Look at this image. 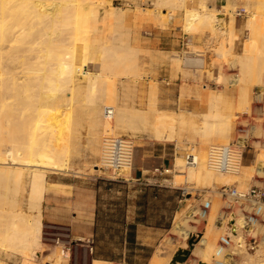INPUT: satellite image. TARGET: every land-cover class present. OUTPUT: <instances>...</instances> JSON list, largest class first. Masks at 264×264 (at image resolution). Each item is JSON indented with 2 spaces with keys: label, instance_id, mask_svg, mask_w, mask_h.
I'll use <instances>...</instances> for the list:
<instances>
[{
  "label": "bare ground",
  "instance_id": "obj_1",
  "mask_svg": "<svg viewBox=\"0 0 264 264\" xmlns=\"http://www.w3.org/2000/svg\"><path fill=\"white\" fill-rule=\"evenodd\" d=\"M145 1L131 0L133 7L128 4L120 8L113 6V0H0V264H9V261L65 264L58 253L54 255L55 260L51 257L44 261L41 255V204L47 189V174H85L82 170L73 171L70 163L79 154L82 131L89 136L85 148L90 156L102 158L104 137L121 133L136 135L140 130L139 120L145 121L147 109L131 111L130 120L124 122L125 115L117 107L121 82L145 78L138 65L139 45L131 41L139 32L135 25L138 27L146 10ZM193 1L195 5L190 8L185 6L187 0H152L153 17L164 27L176 10L185 6L182 29L187 35L207 38V48L203 49L211 52L209 73L216 57L222 63L240 65L235 79L221 73L211 74L219 85L238 87L234 91L238 102L244 105L236 104V109L248 114L250 101L260 99L264 93V0H215L219 7L214 10L207 5L209 0ZM163 8L167 9L164 15ZM239 15L245 18L243 28H247L248 37L244 52L238 58L232 49L239 37L240 27L237 29L235 25ZM174 58V66L179 69L181 60L178 55ZM258 79L260 85L253 86ZM149 83L147 100L156 102V82ZM253 87L255 93H252ZM234 91L224 87L211 93L209 110L200 117L199 124L195 123L194 115L186 117L181 113L169 119L190 126L197 136L200 146L191 149L193 161L177 157L175 162L182 170L187 168V178L197 184L231 187L234 181L264 168V152L260 150L255 151L247 175L240 169L235 174L217 172L208 165L206 147L231 141L235 115L229 110L234 109L230 103ZM122 93V102H128V92ZM146 122L151 125L155 138L164 139L165 127L170 123L165 116L156 114L154 122ZM237 142L245 145L241 137ZM100 158L90 167L92 171H103ZM130 169L115 173L124 174ZM24 190L29 194L31 210L28 213L19 208L18 197ZM242 217L241 220H246ZM217 227L221 223L214 220L204 236L191 235L198 238L195 252L205 260L220 259L223 252L217 245L218 234L222 232H217ZM228 229L229 239L230 226ZM157 255L153 264L162 261ZM259 264L264 262L261 260Z\"/></svg>",
  "mask_w": 264,
  "mask_h": 264
},
{
  "label": "crops",
  "instance_id": "obj_2",
  "mask_svg": "<svg viewBox=\"0 0 264 264\" xmlns=\"http://www.w3.org/2000/svg\"><path fill=\"white\" fill-rule=\"evenodd\" d=\"M209 1L208 7L211 6ZM194 5L193 0H188L186 6L191 8ZM164 9L163 15L164 11L167 12ZM184 10L182 8L180 12H176L164 27L153 14L147 17L142 15L139 23L137 22L138 27L135 25L136 30H139L136 33L139 34L138 38L134 34L131 41H135V45H139L138 48L141 49L138 65L145 78L138 79L137 82L120 81L124 90L130 89L133 92L129 102H117L119 112L125 115L123 121L130 120V112L139 109H147L145 115L150 123L155 121L156 114L163 115L166 121H170L165 127L164 139L155 138L151 127L149 135L152 139L144 136L138 139L130 170L116 177L104 171V174L92 176L90 167L100 156H90L85 148L89 136L84 130L78 144L81 146L78 147L79 154L72 157L70 163L73 171L82 170L85 174L49 173L46 176L47 189L41 204L42 228L66 229L74 237H93L95 249L90 264H152L157 254L162 259L161 262L166 260L163 264H169L177 248H181L178 246L171 253L167 252L164 245L167 247L177 242L176 237L168 241L171 230L177 231L184 239H188L187 234L191 236L194 233L181 223L182 206L188 211L183 204L188 193L181 182L182 173L175 165L178 156L186 155L181 147L187 145V142L184 140L180 144L177 136L171 139L170 124L174 121L169 119L181 113L189 115L188 117L194 115L193 118L203 114L209 106L208 93L213 90L207 85V71L203 73L204 78L200 79L197 66H190L187 62L190 59L194 63L195 58L191 55L205 50L208 40L204 36L186 34L182 29ZM174 53L180 54L179 69L174 66ZM202 57V54L198 56L203 60ZM149 81L156 82V102L147 100ZM137 134L140 133L136 132V136ZM168 134L169 137L166 138ZM244 161L243 170L247 174L252 160L246 156ZM225 186L216 184L215 187H203L194 196L195 201L207 202V215L213 202L215 203L218 222L223 218L219 203L226 198ZM208 193H211V198L204 200ZM195 210L189 211V220L195 217ZM199 233L200 237L205 230ZM195 263L199 264L198 260Z\"/></svg>",
  "mask_w": 264,
  "mask_h": 264
},
{
  "label": "rangeland",
  "instance_id": "obj_3",
  "mask_svg": "<svg viewBox=\"0 0 264 264\" xmlns=\"http://www.w3.org/2000/svg\"><path fill=\"white\" fill-rule=\"evenodd\" d=\"M209 2L211 3L210 8L212 7L213 10L219 7V3L215 2V0H211ZM187 3H188V0H187ZM128 4L129 6L133 7L131 0H113V6L115 5V7L126 8ZM185 6L182 8H185ZM145 7H146V10L143 11L144 13L143 16L147 17L148 15H152V11H151L153 7L152 0L145 1L144 8ZM149 7H151V9H148ZM182 8L177 9L176 12H180ZM242 16L243 15L236 16V21H235V25L237 29H239L240 27L239 37L236 40L233 46V49H232V52L234 53L236 57L238 55L241 56L242 53L244 52L243 51L244 50L243 48L245 45L244 43L248 37L247 28L246 27L243 28L245 24L244 22L245 18L244 16L243 17ZM140 52H141V49L139 48V53ZM209 52H210L209 50H204L203 53H196V54L194 53L191 56L192 58H195L196 61L194 60V63H193V60H190V59L189 61H187L190 66H197V69H199V72H200V79L204 78L203 73L207 71V79H208L207 85L209 88L213 90L208 93V96L211 93L217 91L218 89L222 90L224 87L225 89H229V90L232 89L234 91V88H236L235 86H226L224 84L223 86L221 83H220L221 85H219L215 82L214 76L221 73L223 75L225 74V76L227 77L230 76L233 79H235V76L238 75L237 73L240 72L239 71L240 65L235 64L234 66V65H230L229 63H222L221 60H219L218 58H215L214 64L212 66V71H211V73L214 75L212 77V74H209L208 72L210 70L209 66L211 64L210 63L211 61L209 60V58H211V52L210 53ZM174 54L180 55L179 53H174ZM184 54L185 53H183V55ZM199 54L203 55L202 57L203 60L198 58L197 55ZM187 56L189 57V55ZM89 68H91L92 71L94 70L93 67H89ZM252 71H254V69H251V72ZM255 80H256V77H255ZM259 82L261 81H259L258 79L257 82H255L256 84H254L253 86L260 85ZM237 89L238 87L235 89V91ZM253 89L254 87L252 88V91H254L252 93H255L256 90H253ZM126 91L128 92L126 100L129 102V100L132 98L133 92L130 89L124 90L122 87V89L118 93L120 102L124 100V95L122 92H126ZM235 93L233 94L235 95L233 98V102H230L233 105L234 109L231 111L229 110V113H232L234 111V115H235V121L232 124V130H231L232 138L230 142H233V141L236 142L237 139L240 137L245 141L244 159H243L242 167L240 168L242 173H245L243 170L244 169L243 164L245 162L244 160L246 156H249L252 159V157L255 155L256 150H260L264 152V93H262V96L260 97V99L258 98L257 100V98H254L253 100L250 101L251 109H250V112H248V114L245 113L246 112L245 110L240 112L241 110L239 111L236 109L237 105L239 104L244 105V102H238L237 92ZM208 108L204 112V114L208 112L209 110ZM115 116L118 117L117 114H115ZM202 116L203 114L197 115L196 119L194 117L195 121L197 120L195 123L197 124L201 123L200 117ZM146 121H148L147 115H146V119L144 122H142V120H139L138 125H139L140 130H138V133L140 134H137V136L136 135L132 136L131 133L118 134V135L129 136L133 140V144L135 146L134 153L136 150L138 139H140L142 136L148 139H152L151 136L149 135L151 125H148L147 124L148 122ZM142 125H143V129H141ZM170 126H171V134H172L171 139H174L173 136L175 137L177 136L180 144H182V142L186 140L185 142H187V145L181 147L185 150L186 154L191 153L193 151L191 149L196 150L199 147V143H197L198 142L197 136L194 134L190 126L181 125L177 120L174 121L173 124ZM211 145H214V144H211ZM211 145L207 146L206 148L209 150ZM180 158H183L185 160L184 155H181ZM93 168L97 169V167H93ZM178 168L183 176L181 177V182L184 184V187L186 188V191L188 193L187 196L184 197V203H183L184 205H186V208L188 209V211L184 209L185 206L184 207L182 206L181 215L183 218H182L181 223H183V225L188 230H192V232H202L203 230H205V233H206L207 230L209 229L210 222L214 220L216 221V218L218 217L215 211V203L213 202L211 211L210 213H208V215L206 213L207 209H206V212L203 215H201L199 212V209L201 208L200 205H202L204 201L202 202L195 201L194 196L198 189L203 188V187H210V185H206L202 183L197 184V182L193 180H189V178H187L188 169L186 168L182 170V168L180 167ZM104 172H106V174L112 177L118 176L115 172H112V173L107 172V171H104ZM104 172L103 171L94 172V170L92 171V169H90L91 174H104ZM251 175L250 177L248 176L247 178L246 176L242 177V180L234 181L231 187H226V186L223 187L224 189H226L225 191L226 198L219 203V210L221 207L220 215L223 217L222 218L223 223L222 221L221 222L216 221L218 223H221V227H217L216 231L217 232L222 231L218 234V241H217L218 247H220L223 251L221 253V256L220 254L218 255L220 256L219 257L220 259L215 258V257H212L213 259L211 258L210 260L203 259V256L200 253L195 252L194 249L196 247L194 245V248L192 250V253L194 255L193 256L190 255L189 260L185 264H192V263H195V261L197 260L198 262L204 263V264H223V263L227 264L228 262L229 264H259L261 260L262 262H264V168H262L261 170H258V169L254 170ZM27 179L28 180L26 184V189L28 188L29 177ZM254 186L259 187V189L261 190L260 194L257 197H252L249 195L250 190ZM247 188L249 189L247 191V194L245 195V189ZM212 189H215V188H211V190ZM233 189H234V192L232 191ZM233 193H235V195H233ZM190 197L192 199L187 200V198H190ZM28 198H29V194L27 190H24L21 193V195L18 197L19 208L27 213L29 212V210H31V206L29 205L30 202ZM208 198H211V193H208L207 196L204 197V200H207ZM191 209L192 210L196 209L194 212L195 217L189 220L187 218V215L189 214V211ZM242 216H244L246 220L244 219L241 220V218H243ZM207 222H208V225H206ZM228 226H230V232L228 233L229 239H227L228 241H226V236H227L226 234H227V231L229 230ZM46 231H48L47 228L43 229L41 227L42 243H43L42 244L43 252L41 254L42 259L44 258L45 259L44 261H46L52 257V259L55 260L54 255L56 252L54 250L49 249V246L47 245V243L49 242L45 240V238L48 236L44 233ZM204 234H202V236H204ZM174 237L177 238V242L175 243V245H169L167 247L166 245H164L165 248L167 249V252L169 253H171V251H173L175 247H178V246L184 247L186 245L188 248V240L192 236L187 234L188 239H184L181 235L178 234L177 231L171 230L168 241H170V238H174ZM194 239L197 240L198 238L194 237ZM248 245L249 246L251 245L252 248L248 249L250 248V247H247ZM164 261L165 260H163V262L161 263L163 264ZM9 262H10L9 264H18L13 261H9ZM41 264H48V263H41Z\"/></svg>",
  "mask_w": 264,
  "mask_h": 264
},
{
  "label": "built area",
  "instance_id": "obj_4",
  "mask_svg": "<svg viewBox=\"0 0 264 264\" xmlns=\"http://www.w3.org/2000/svg\"><path fill=\"white\" fill-rule=\"evenodd\" d=\"M107 114H111L110 110H107ZM134 149L133 140L129 136L110 135L104 137L102 158H100L102 170L112 173L123 168H131L134 160ZM244 151L245 145L241 146L237 141L226 145H213L208 150V165L214 171L235 174L243 163ZM185 160L186 162L193 161L190 153L185 155ZM260 191L259 187L254 186L249 195L257 197ZM207 205V203L201 205L199 209L201 215L206 212ZM47 229L48 231L44 233L48 235L45 240L49 242L47 243L49 249L61 255L65 264H90L95 249L93 237H74L66 229L54 227H47ZM194 233L199 234V232ZM227 239L226 237V241H228ZM247 247H250L248 249L252 248L251 245Z\"/></svg>",
  "mask_w": 264,
  "mask_h": 264
},
{
  "label": "water",
  "instance_id": "obj_5",
  "mask_svg": "<svg viewBox=\"0 0 264 264\" xmlns=\"http://www.w3.org/2000/svg\"><path fill=\"white\" fill-rule=\"evenodd\" d=\"M196 242H197V240L194 239V237L189 239L188 240V248L187 249H178L174 253L169 264H185L186 261L189 259Z\"/></svg>",
  "mask_w": 264,
  "mask_h": 264
}]
</instances>
